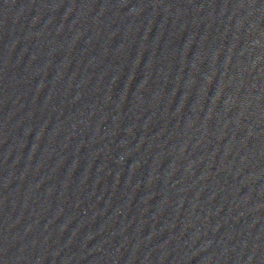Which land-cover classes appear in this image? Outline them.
Returning <instances> with one entry per match:
<instances>
[{
	"label": "water",
	"instance_id": "water-1",
	"mask_svg": "<svg viewBox=\"0 0 264 264\" xmlns=\"http://www.w3.org/2000/svg\"><path fill=\"white\" fill-rule=\"evenodd\" d=\"M0 264H264V0H0Z\"/></svg>",
	"mask_w": 264,
	"mask_h": 264
}]
</instances>
